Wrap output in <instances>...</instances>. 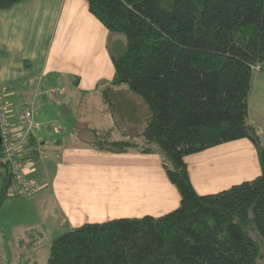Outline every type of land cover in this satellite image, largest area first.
Listing matches in <instances>:
<instances>
[{"label":"trees","instance_id":"16d2710c","mask_svg":"<svg viewBox=\"0 0 264 264\" xmlns=\"http://www.w3.org/2000/svg\"><path fill=\"white\" fill-rule=\"evenodd\" d=\"M21 1L0 0V11ZM87 2L109 33L125 36L123 52L111 55L112 84L149 111L140 147L96 145L158 151L181 200L159 217L72 228L52 240L47 264H264V148L247 123L253 71L264 62V0ZM242 138L254 144L260 174L198 194L184 157Z\"/></svg>","mask_w":264,"mask_h":264},{"label":"crops","instance_id":"0c3cea01","mask_svg":"<svg viewBox=\"0 0 264 264\" xmlns=\"http://www.w3.org/2000/svg\"><path fill=\"white\" fill-rule=\"evenodd\" d=\"M113 34L90 12L87 0H24L0 11V89L10 105V121L38 94L39 116L52 124L49 133L25 143L21 153L33 163L28 177L41 176L46 184L34 201L53 197L59 224L69 230L119 218L159 217L180 205L158 151L96 145L128 141L140 147L149 117L136 94L112 84L115 54L110 43L113 38L114 44L120 40L124 45ZM51 90L62 91L56 101L47 97ZM247 123L264 148V62L253 71ZM184 161L200 195L260 174L249 138L210 147ZM1 188L2 204L7 199L8 204L20 203ZM19 235L14 239L19 250L9 254L11 264H35L38 246ZM2 256V264H10L8 255Z\"/></svg>","mask_w":264,"mask_h":264},{"label":"rangeland","instance_id":"374dc122","mask_svg":"<svg viewBox=\"0 0 264 264\" xmlns=\"http://www.w3.org/2000/svg\"><path fill=\"white\" fill-rule=\"evenodd\" d=\"M113 35V37H120L124 43V45H122V42L119 40V42L116 41L114 44L112 38L110 52L119 55L125 49V36L121 33H114ZM37 120L39 122H45L43 120L47 119H41V117L38 116ZM166 163L165 161L164 164ZM35 177L34 180L35 183L38 184L39 190L41 187H45L46 184L44 181L42 182L41 176ZM44 179H46V176L43 180ZM0 187H2V178H0ZM35 197L27 198L25 196H13L10 198H15L16 201L20 203L8 204L10 199L5 200L3 204L2 201L0 202V264H2L3 261L2 253L8 255L9 258V254L12 253L11 251L19 250L14 240L18 234L21 235L19 236L22 237V239L26 238V241L29 242L31 246H38V249H35V264H47L51 240L69 230L68 226L59 224L57 209L54 208L55 202L53 197L51 198L47 195L42 201L36 199L34 201ZM38 232L41 233L42 238L36 243V240L40 236ZM2 234L4 235L3 238ZM26 246L27 244L25 242V245H23L24 249ZM9 263H12L10 258Z\"/></svg>","mask_w":264,"mask_h":264},{"label":"built area","instance_id":"2783aa9c","mask_svg":"<svg viewBox=\"0 0 264 264\" xmlns=\"http://www.w3.org/2000/svg\"><path fill=\"white\" fill-rule=\"evenodd\" d=\"M255 69H258L257 67ZM62 91L51 90L47 92L49 100L56 101ZM39 101L38 94L30 103H25L15 116V122L10 121V105L4 92L0 89V173L2 163L6 164L4 195L25 196L31 198L36 195L39 186L28 177L32 169V161L22 158V149L31 137L47 134L52 129L48 121L39 122V111L35 107ZM57 130V127H53ZM2 178V184L4 179ZM4 186V185H3Z\"/></svg>","mask_w":264,"mask_h":264},{"label":"water","instance_id":"95a60500","mask_svg":"<svg viewBox=\"0 0 264 264\" xmlns=\"http://www.w3.org/2000/svg\"><path fill=\"white\" fill-rule=\"evenodd\" d=\"M0 142H1V140H0Z\"/></svg>","mask_w":264,"mask_h":264}]
</instances>
